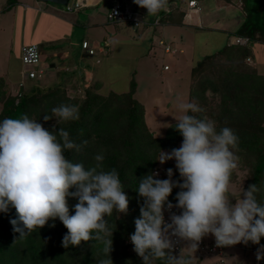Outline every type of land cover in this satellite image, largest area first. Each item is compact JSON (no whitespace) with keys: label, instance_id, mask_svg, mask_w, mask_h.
Returning <instances> with one entry per match:
<instances>
[{"label":"clouds","instance_id":"clouds-1","mask_svg":"<svg viewBox=\"0 0 264 264\" xmlns=\"http://www.w3.org/2000/svg\"><path fill=\"white\" fill-rule=\"evenodd\" d=\"M70 1L62 5L64 9ZM134 3L147 9L148 15L169 8V0ZM178 106L184 113L176 118L182 144L171 152L161 151L158 160L163 164L174 159L181 179L173 180V169L169 168L167 179L155 178L159 173L153 172L144 176L137 188L143 204L130 241L143 264H153L155 259L166 264H191L189 259L172 254L169 230L171 236L187 241L194 251L208 235L215 237L217 246L260 245L264 237V204L257 199V186L243 188L238 199L230 189L238 167V135L230 127L217 130L215 121L189 114L202 111L196 103L182 102ZM51 112L43 117L45 121L53 116L58 123L80 118L76 105L61 104ZM73 149L79 151L80 145L63 128L48 130L27 114L0 120V212L7 213L9 206L15 209L16 218L10 223L19 238L31 235L50 220L54 227L59 218L68 230L63 247L89 240L102 242L107 259L100 264H112L113 230L106 217L114 211L127 214L128 196L118 171L104 170L102 154H96V163L85 168L67 159L65 152ZM174 188L180 189L175 205L169 200ZM69 197L77 200L71 206L74 214H70ZM174 207L181 210L180 214L171 212ZM165 210L171 212L170 223L165 221ZM261 250L264 245L258 249V260L264 259Z\"/></svg>","mask_w":264,"mask_h":264},{"label":"trees","instance_id":"trees-1","mask_svg":"<svg viewBox=\"0 0 264 264\" xmlns=\"http://www.w3.org/2000/svg\"><path fill=\"white\" fill-rule=\"evenodd\" d=\"M187 1L169 3L167 11L158 13L149 21L144 20L145 24L186 25L189 11L195 14L200 12V0H194L195 7L192 8L187 6ZM219 1L221 5H233L238 9L241 21L233 35L246 37L247 42H227L215 52L203 55L190 68L186 102L196 103L202 109L201 112L189 114L215 121L217 130L227 126L236 132L239 137V147L235 150L239 157L238 164L242 163L245 170L241 189L255 184L258 188L257 199L264 204V71L252 63L248 48L250 43L264 46V3L260 0ZM14 2L10 0L6 5ZM107 46L102 42L101 47L106 49ZM79 49L88 56H95L94 49L88 53L81 48V40ZM246 58L249 63L244 62ZM94 60L96 63L98 59ZM75 62L79 63L78 68L61 69L66 75L60 79L46 78L50 81H44L41 77L26 78L25 72H21L22 77L16 86H10L6 93L2 88L5 77L0 76V120L6 117L20 118L27 114L48 130L65 129L74 142L80 145L79 151L73 149L65 152L67 159L82 163L85 168L96 163V154L104 156V170L115 168L118 171L129 199L127 214L114 211L112 216L106 217L109 228L113 230L110 253L112 264H143L130 241V235L135 231L134 221L140 216L143 204L137 188L144 176L157 172L161 151L171 152L183 141V136L176 128L177 122L167 125L161 136L153 134L144 120V105L134 95L136 82L133 79L127 91L102 92L97 78L90 83H83L85 74L79 72V68L89 70L86 68L88 65L77 59ZM96 71L93 74L96 75ZM72 76L82 84L79 90L81 95L75 88L71 94L67 91ZM25 79L30 82L26 83ZM61 104L76 105L79 108V120L58 123L54 116L48 121L43 119L45 115H52V108ZM155 178L165 179L164 176ZM178 191L179 188H174L169 196L174 205L177 203ZM68 202L70 214H74L71 206L77 200L69 197ZM172 212L180 214L181 210L174 207ZM15 218L16 211L11 206L7 213L0 212V264H100L107 259L103 252L104 245L99 241H82L79 246L63 247V236L68 230L59 218H56L54 227L50 220L48 225L25 238H19V233L13 232L10 220ZM261 245H264V237L260 245L249 242L245 246L253 250ZM182 251L183 240L180 249L172 251V254L187 259L188 254ZM197 257L201 258L200 255ZM153 264H166V261L155 259Z\"/></svg>","mask_w":264,"mask_h":264},{"label":"rangeland","instance_id":"rangeland-1","mask_svg":"<svg viewBox=\"0 0 264 264\" xmlns=\"http://www.w3.org/2000/svg\"><path fill=\"white\" fill-rule=\"evenodd\" d=\"M176 2L177 0H169V3ZM8 3L10 0H0V76L5 77V83L2 85L5 93L10 86L12 88L16 86L22 77L21 72L30 68L41 70V76L47 75L46 78L50 76L47 78L50 80L65 76L61 70L64 69V65L59 58L62 55L59 53L66 49L69 57L72 56L80 63L88 65L86 68L90 71L83 70L85 74L83 83H90L97 78L100 80L102 92L127 91L129 82L133 79L138 86L135 90L136 99L146 109L144 120L157 137L163 134L167 125L178 122L177 119L183 115L178 105L186 102L190 68L203 55L215 52L227 42H233V32L241 21L240 13L235 6L221 5L219 0H200L199 14L189 11L186 25L156 24L153 25L155 29L149 33V26L142 28L143 25L139 24V29H142L143 33L141 38L136 40V28L128 22H118L117 29L112 30L113 26L108 23L106 17L110 6L109 0H97L90 7L77 8L74 11H65L64 6L40 0H15L13 4L7 6ZM137 11L149 20L156 16L148 15L147 9L138 5ZM88 15L89 19H86ZM74 23L77 25H73ZM115 31L116 33L122 31L125 35L124 51L119 56L115 51L108 53V57L105 53L101 56L98 49L95 50V56H87L80 52L79 39L82 37L88 41V45L94 44L93 47L98 48L102 45V38L113 37ZM116 38L117 35L114 40ZM26 43H35L38 46L37 65H24L20 62L19 46ZM50 47L56 49V56L51 55ZM164 47L169 51H164ZM248 48L252 63L264 71V46L250 43ZM112 54L114 56L110 57ZM94 59H98L96 63L93 62ZM68 63L72 64L71 59ZM163 65L166 66V70L162 69ZM98 69L104 75L91 76L90 72L95 73ZM47 79L46 81H50ZM24 81L30 82L28 79ZM69 83L67 91L70 94L74 88L76 92L81 90L82 84L76 82L73 77ZM79 94L81 95V92ZM181 144L182 142H179L176 148ZM158 163V176L167 179V169L172 168L173 180L180 178L174 159L163 164L158 160ZM242 166V163L238 164L230 185L231 192L237 199L240 198L245 176ZM202 242L206 248L211 245L217 246L212 235L204 237ZM221 248L224 264H253V250L247 248L245 244ZM182 252L188 254L187 259L191 264H223L211 253L206 254L199 248L196 251L192 250L187 241H183ZM199 255L201 258L197 257Z\"/></svg>","mask_w":264,"mask_h":264},{"label":"built area","instance_id":"built-area-1","mask_svg":"<svg viewBox=\"0 0 264 264\" xmlns=\"http://www.w3.org/2000/svg\"><path fill=\"white\" fill-rule=\"evenodd\" d=\"M110 6L107 11L106 17L109 21L116 22H128L130 23L133 27L139 26V24H145V21L143 19V16L139 11H137V4L135 7H132V4L134 0H109ZM81 3L78 0H71L65 5V10L66 11H74L78 7H80ZM187 6L192 8L195 7V1L194 0H188L187 1ZM197 9V8H195ZM161 43V41H159ZM247 42L246 37H234L233 38V43L234 44H245ZM81 48L85 49L88 53L92 52V48L88 45L86 41H81ZM164 51H169L167 47H164ZM19 59L22 64L24 65H37L39 61V53H38V46L35 43H26V44H21L19 47ZM247 63H249V59L246 58ZM162 68H166L164 65ZM42 74V71L39 69L35 68H30L25 71L24 76L26 78H39ZM173 210V209H172ZM171 210V212H172ZM171 212L168 210H165V221L167 223H170V215ZM169 235L170 238L173 241L174 247L172 251H178L180 249L182 240H179V238L175 236H171V230H169ZM200 250H204L206 254L211 253V255L216 256L219 262H223V249L221 246H215L211 245L210 247L206 248L205 245H203V242L201 241L199 243ZM258 249H260V246H256L253 248V253H254V260L253 264H264V259H257V252ZM264 252V250H261Z\"/></svg>","mask_w":264,"mask_h":264},{"label":"crops","instance_id":"crops-1","mask_svg":"<svg viewBox=\"0 0 264 264\" xmlns=\"http://www.w3.org/2000/svg\"><path fill=\"white\" fill-rule=\"evenodd\" d=\"M80 3H81V5H80V8H82V9H84V8H87V7H90V6H92L93 4H95L96 2H97V0H78ZM89 17V15L86 17V19ZM44 19H46V18H44ZM89 19V18H88ZM144 20H147V21H149V19H144ZM93 22H95V23H99V22H97V21H93ZM121 23L120 21H114V22H112V21H108V23L109 24H111L112 26H113V29L112 30H116L117 28H116V26L117 25H119V23ZM73 25H77V23H74ZM143 25V27L142 28H145L146 26H149L148 27V29H150V32L149 33H151L154 29H155V27H153V25H151L150 23H148V24H142ZM151 26V27H150ZM72 28V27H71ZM134 28H136V34H137V38L135 37V39L137 40V39H139V38H141V35H142V29H139V26H137V27H134ZM110 32V31H109ZM108 32V33H109ZM112 34V33H111ZM116 35H117V38L114 40V38L116 37ZM124 32H122V31H119L118 33H116V31H115V33H113V37H108V39H107V37H104V38H102L103 39V42H104V45H108L107 46V48L106 49H104L103 47H98V48H94L93 47V45L91 44V45H89L90 46V48H92V50L94 49V50H96V49H98V51H100V53H101V56H103V54L105 53V55H107L108 53H113L114 51H115V53H117L118 54V56L120 55V54H122L123 53V51H124V49H123V47H124ZM87 37H90V36H88L87 35ZM93 38V37H92ZM98 38V37H97ZM113 41H112V40ZM79 40H81V41H86V42H88L85 38H81V39H79ZM134 40V39H133ZM135 40V41H136ZM160 41H161V39H159ZM158 40V41H159ZM94 43H96V42H94ZM179 51H181V49H178ZM60 51V50H59ZM80 52H83V51H80ZM95 52V51H94ZM50 53H51V55L52 56H56L55 55V53H56V51L54 50V49H51V47H50ZM62 55L61 57H59L60 58V61L62 62V64L64 65V69H67V70H69L70 68L72 69H74L76 66H77V68L80 66L79 65V63H77V62H75V58H73L72 56H70L69 57V55L67 54V50L66 49H62L61 51H60V53H59V55ZM74 54V53H73ZM83 54H85L86 55V53H84L83 52ZM58 55V56H59ZM88 56V55H87ZM90 56H92V55H90ZM109 56V54L107 55V57ZM112 56H114V54H112L110 57H112ZM122 56V55H121ZM106 58V57H105ZM62 59H64V61L62 60ZM71 59V63L72 64H70V63H68V61ZM93 62H95V60L93 61ZM54 66V65H53ZM164 66V65H163ZM162 66V67H163ZM67 67H69V68H67ZM79 69H81V71H79V72H82L83 70H86L85 68L84 69H82V68H79ZM163 69V68H162ZM167 68H165V69H163V70H166ZM90 71V70H89ZM101 70L100 69H98L96 72V75L97 76H102V75H104L103 73H101L100 72ZM91 73V76H95L92 72H90ZM79 75V74H78ZM47 76V75H46ZM46 76H41L43 79H45L46 78ZM50 76H48L47 78H49ZM73 77V79H75L74 77L75 76H72ZM137 88H138V86H136V88H135V90H137ZM134 95H135V91H134ZM136 97V96H135ZM144 108H145V106H144ZM145 112H146V109H145ZM145 114V113H144Z\"/></svg>","mask_w":264,"mask_h":264},{"label":"water","instance_id":"water-1","mask_svg":"<svg viewBox=\"0 0 264 264\" xmlns=\"http://www.w3.org/2000/svg\"><path fill=\"white\" fill-rule=\"evenodd\" d=\"M40 1H44V2H49V3H55V4H59V5H64L68 0H40ZM264 3V0H260ZM132 7H135V3L133 2Z\"/></svg>","mask_w":264,"mask_h":264}]
</instances>
